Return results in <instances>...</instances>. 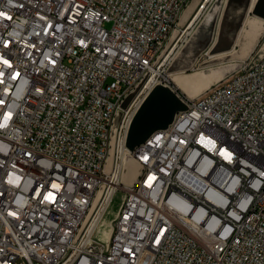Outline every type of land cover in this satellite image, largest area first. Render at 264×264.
<instances>
[{
	"label": "built area",
	"instance_id": "2783aa9c",
	"mask_svg": "<svg viewBox=\"0 0 264 264\" xmlns=\"http://www.w3.org/2000/svg\"><path fill=\"white\" fill-rule=\"evenodd\" d=\"M189 1L0 0V264H264V55L123 146L138 174L114 181ZM118 190L107 240L88 234Z\"/></svg>",
	"mask_w": 264,
	"mask_h": 264
},
{
	"label": "crops",
	"instance_id": "0c3cea01",
	"mask_svg": "<svg viewBox=\"0 0 264 264\" xmlns=\"http://www.w3.org/2000/svg\"><path fill=\"white\" fill-rule=\"evenodd\" d=\"M198 19L174 62L193 89L202 93L264 55V0H214Z\"/></svg>",
	"mask_w": 264,
	"mask_h": 264
},
{
	"label": "rangeland",
	"instance_id": "374dc122",
	"mask_svg": "<svg viewBox=\"0 0 264 264\" xmlns=\"http://www.w3.org/2000/svg\"><path fill=\"white\" fill-rule=\"evenodd\" d=\"M196 3L197 0H190L187 5L185 6L184 10L181 12L180 17L178 21L176 22L175 27L171 31L170 34V39L167 43L166 51L162 55L161 58L166 55L172 46V44L175 42L177 39V36L182 28L186 26L188 21L192 18V16L195 13L196 10ZM110 25H107V28H109ZM187 37V36H185ZM182 43V42H181ZM179 43V44H181ZM161 60V59H160ZM170 65H166L163 67V71L161 74L158 76L157 81L158 83L155 85V87L159 86L161 89V95L163 96V100H153L151 102L150 107L145 111V113H142L139 115L138 120H139V130L136 131L135 137H126L125 139V144L127 145V148L131 147L132 145L138 143L139 141H142L147 135L151 133L153 130H158L166 127L167 125L163 126L161 120L168 118L174 117L175 112L182 110L185 108V103L187 102L188 99H191L193 97L198 96L201 92H199L196 89H193V84L192 81H190L187 77L183 76L180 71H176L174 65H172L173 62H170ZM199 64L195 66V70H197V67ZM194 70L188 69L184 71V73L191 74L193 73ZM177 78V79H176ZM179 80L181 83H184L186 85L185 88L181 87L178 85ZM177 81V82H176ZM174 82V83H173ZM143 85H141L135 92L134 96L136 93L139 92ZM166 103V104H165ZM172 110V116L170 117L169 111L167 109ZM161 122V123H160ZM142 124H145L144 126ZM143 126V127H142ZM147 128V131H145ZM124 144V146H125ZM110 160H113L114 157L116 156V147H115V142H112L111 149H110ZM126 158H128L126 156ZM129 162H132L136 167L137 165L128 159ZM126 184L127 181H124ZM123 183V182H122ZM113 200L111 203L110 207V213L111 215L114 216L115 213H118L119 207L121 205L122 201V192L121 190L116 191V193L113 195ZM117 216V214H116ZM115 219V218H114ZM111 233V231H110ZM99 237H101V232L97 233ZM110 235V234H109ZM103 240V239H102Z\"/></svg>",
	"mask_w": 264,
	"mask_h": 264
},
{
	"label": "bare ground",
	"instance_id": "6f19581e",
	"mask_svg": "<svg viewBox=\"0 0 264 264\" xmlns=\"http://www.w3.org/2000/svg\"><path fill=\"white\" fill-rule=\"evenodd\" d=\"M203 12H204V9L201 10L200 12H198V15L196 14L197 16H195L194 21L191 22V19H192L191 18L188 21V23L186 24V26L180 30V32L177 36V39L175 40V42L170 47L166 56L164 55L165 57H164L162 63L158 66L157 69L154 70L150 79L145 83V85H143L141 87L139 92L135 94V97L137 99H136L134 105L131 107V109L128 112L129 117H128L127 123L123 129V133L121 135V140H120L119 146H117V150L119 151V157L120 158H118V168H117V170H119V171H117L115 173V176H114L115 182L119 176L118 174H121V180L123 182L127 181V183L131 184L134 181V178L136 177V175L138 174V170H139L138 167H136L132 162H129L128 158H126V155H124L125 153L123 152V146L125 144V139H126V137H135V133L137 130H139V127H140V126H138L140 123L138 120V117L140 114L145 113V111L150 107L151 102L153 100H156V99L159 101L164 99L163 96L161 95L162 93H161V89L159 88V86L155 87V85L158 83L157 78L161 74V72L163 71L164 66H166L167 64L170 65L171 64L170 62H173L172 65H174V62L177 59V56H178V53H179V50L181 47V44H179V43L186 41L187 37L193 31L194 24H195L196 20L200 17L199 14H201ZM195 13H196V10H195ZM195 13H194V15H195ZM185 36H187V37H185ZM131 96H128L127 99L129 100ZM163 102H164V100H163ZM167 111H169L170 117H171L172 116V110H170L168 108ZM172 118H168V120H166L165 118L162 119L161 122H162V124H164L163 126L168 125L170 123V121L172 120ZM142 125L144 126L145 124H142ZM145 131H147V128ZM113 197L114 196L109 198L106 201L103 209L99 210L97 212L96 217L93 218V221L90 223V225L87 229L88 234H90L94 231L96 233L101 232V238L104 241L107 240V238L110 234L114 218L116 217V214H117V213H115L113 216L110 213V207H111Z\"/></svg>",
	"mask_w": 264,
	"mask_h": 264
},
{
	"label": "water",
	"instance_id": "95a60500",
	"mask_svg": "<svg viewBox=\"0 0 264 264\" xmlns=\"http://www.w3.org/2000/svg\"><path fill=\"white\" fill-rule=\"evenodd\" d=\"M132 97H133V95L130 97V99L128 100H125V102L123 103V105H122V108L123 109H125L126 107H127V105L129 104V102H130V100L132 99ZM183 110V109H182ZM180 111V110H179ZM178 112V111H177ZM175 114H176V112H175ZM174 114V115H175ZM173 120V119H172ZM168 126V125H167ZM166 126V127H167ZM165 128V127H164ZM163 129V128H162ZM159 130V129H158ZM156 131V130H155ZM154 132V131H153ZM152 133V132H151ZM150 133V134H151ZM149 134V135H150ZM149 135H147L142 141H139L138 143H136V144H134V145H132L131 147H129V148H127V145L125 144V147H126V149H128L129 151H131L134 147H136L137 145H139L140 143H142L143 141H145L146 140V138L149 136Z\"/></svg>",
	"mask_w": 264,
	"mask_h": 264
}]
</instances>
